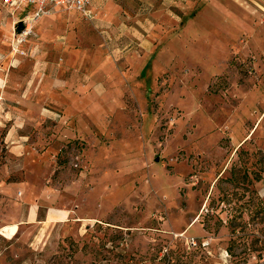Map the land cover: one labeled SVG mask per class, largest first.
Here are the masks:
<instances>
[{"label":"rangeland","instance_id":"rangeland-1","mask_svg":"<svg viewBox=\"0 0 264 264\" xmlns=\"http://www.w3.org/2000/svg\"><path fill=\"white\" fill-rule=\"evenodd\" d=\"M93 3L17 49L27 13L0 0V264H264V46L240 0ZM29 205L68 217L20 224Z\"/></svg>","mask_w":264,"mask_h":264},{"label":"crops","instance_id":"crops-1","mask_svg":"<svg viewBox=\"0 0 264 264\" xmlns=\"http://www.w3.org/2000/svg\"><path fill=\"white\" fill-rule=\"evenodd\" d=\"M188 1L191 4L193 3V0H188ZM93 2L94 0L91 1L92 7L94 5ZM226 2L227 0H198V4L202 6V9L204 8L214 9L218 7L220 9L224 6ZM58 9H62V8H58ZM73 12L78 13L76 11ZM240 13H241L242 31L246 29L248 31L253 30L254 31L253 39L255 40V42L258 43V41H261L264 46V26H262V24L264 25V0H240ZM214 18L215 19L217 18L218 19L217 21L221 19V17L220 18L215 17L214 14L213 15L207 14L205 21H209L210 19H214ZM45 216H46L45 219L41 220L39 216V207L37 205H29V207H27V210L24 214V218L22 219L23 222H20V224L24 223L30 225V224L38 223V225H40V223H42L45 226L47 223V225L51 226L52 224L56 225V224H60L61 222H64L68 217V215L64 211L62 210L58 211L54 209H50L49 211H47ZM15 228L17 232L18 224L6 226L2 228V231L9 234L10 238H13L15 236L11 237L10 231Z\"/></svg>","mask_w":264,"mask_h":264},{"label":"built area","instance_id":"built-area-1","mask_svg":"<svg viewBox=\"0 0 264 264\" xmlns=\"http://www.w3.org/2000/svg\"><path fill=\"white\" fill-rule=\"evenodd\" d=\"M92 0H5L14 9L27 13L23 28L15 32L17 49L32 35L39 19L51 15L58 8L73 10L85 17H92ZM196 241L193 244L196 245Z\"/></svg>","mask_w":264,"mask_h":264},{"label":"bare ground","instance_id":"bare-ground-1","mask_svg":"<svg viewBox=\"0 0 264 264\" xmlns=\"http://www.w3.org/2000/svg\"><path fill=\"white\" fill-rule=\"evenodd\" d=\"M15 234H16L15 229H12V230H11V235H12V237L15 236Z\"/></svg>","mask_w":264,"mask_h":264},{"label":"water","instance_id":"water-1","mask_svg":"<svg viewBox=\"0 0 264 264\" xmlns=\"http://www.w3.org/2000/svg\"><path fill=\"white\" fill-rule=\"evenodd\" d=\"M23 25V24H22ZM23 28V26L20 28V29H22Z\"/></svg>","mask_w":264,"mask_h":264}]
</instances>
